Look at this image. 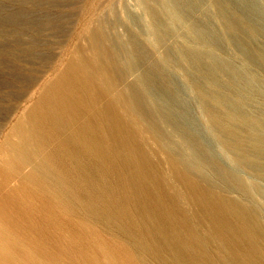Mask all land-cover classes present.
Segmentation results:
<instances>
[{"label":"bare ground","instance_id":"obj_1","mask_svg":"<svg viewBox=\"0 0 264 264\" xmlns=\"http://www.w3.org/2000/svg\"><path fill=\"white\" fill-rule=\"evenodd\" d=\"M147 1L107 0L122 33L94 13L1 111L0 264H264V2ZM34 216L71 262L22 243Z\"/></svg>","mask_w":264,"mask_h":264},{"label":"rangeland","instance_id":"obj_2","mask_svg":"<svg viewBox=\"0 0 264 264\" xmlns=\"http://www.w3.org/2000/svg\"><path fill=\"white\" fill-rule=\"evenodd\" d=\"M105 1H106V3H105ZM116 1H117V2H115L116 5H118L119 3L125 2L127 5L130 6V10H132L131 12L134 11L133 13H135L136 16H138L141 19L143 18V14H142L143 10L141 9L142 5L144 3L150 4V5L153 4V3H149L147 0H137L139 2V4L141 5V8H140L138 5H136V0H134V1L133 0H124V1L123 0H121V1L116 0ZM165 1L168 2L169 0H165ZM262 1L264 2V0H262ZM100 4H101V6H99ZM155 4H153V5L155 8H157V5H155ZM103 5H105V6L103 7ZM131 5L134 6V9ZM94 13H95V15L98 14V16L100 17L101 20L108 22V25H112L113 28H115L117 30V32L122 33V28L119 26V24H120V22L124 23L123 18L119 14H117V16H115L113 14V12H111L109 10L107 0H0V51H2V50L6 51V52L2 51L4 54L2 52H0V106H1L0 108H3L0 110V114L3 113L1 111L4 110V113L6 114V116L9 117L8 118L9 119L8 125H11L14 122V120L16 119V116L18 115V113H15L16 107L22 105V108H23L24 106L29 104V102L25 103V98H22V101L15 100L18 95L22 94L24 91H26L28 89L27 85H29L32 80L40 77L44 73L43 70H47L54 63L58 64V66L60 64V67H61L63 65V63L65 62V59L67 58L68 53L70 52V50L73 48L74 45L79 44L78 46H80L82 48H85V46H87V37H86L85 27L87 25L91 26L90 20L92 18H94V16H93ZM48 17H49V19H48ZM43 18L47 19V21ZM30 19L32 21H35V23L36 22L37 23L34 24V22H32ZM38 19H40V20L38 21ZM43 20H44V22L41 23ZM52 21H54V22H52ZM38 22H39V25L41 27L44 25L43 26L44 30H42L43 27L41 28L38 25ZM23 23H24V25H23ZM49 23L52 25L50 26ZM53 23L55 25H57L58 27L54 26ZM25 25L27 26L26 28H28V29L25 28ZM29 25H32V26H29ZM48 26H50L51 29H53L52 32H51V29H49L50 27H48ZM52 26H53V28H52ZM33 28H35V31ZM45 28L48 29V31ZM25 29H26V31H25ZM44 31H46V32H44ZM25 32H26V34H25ZM37 33L40 36L37 35ZM179 34H180V36H179ZM181 34H182V31L176 29V35L181 37V36H183V34L182 35ZM82 36L83 37L85 36V37L83 38ZM58 38H59V40H58ZM83 40H85V41H83ZM26 41H27V43H26ZM178 41L180 43L182 42V40L180 38H178ZM40 42H41V44H40ZM42 42L44 44H42ZM177 42H175L174 44L176 45ZM35 43H37V44H35ZM63 43H65L64 46H63ZM30 44L31 45L33 44L34 46L33 45L31 46ZM28 45H30V46H28ZM50 45H53L54 47H52ZM177 45H179V44H177ZM37 46H39V47H37ZM25 47H27V48H25ZM34 47H35V49H34ZM50 47H52V48L50 49ZM230 47L231 46H228L225 43H222V44L220 43V46H219L220 50H218L219 51L218 53H220L219 55L224 56L223 58H225L227 61L230 60L231 62L232 61L234 62L235 57H231V55L232 54L235 55V51L232 49V47L231 48ZM6 48H7V50H6ZM16 49H17V51H16ZM19 49H20V51H18ZM22 49H23V51H21ZM8 50H10L9 53H8ZM30 50L33 53H31ZM228 50H230V51H228ZM19 52H20V54H19ZM60 53L62 56L59 55ZM41 54L42 55L44 54V55L42 56ZM228 55L230 56L231 59L230 58L227 59ZM36 56L38 58L41 56L40 57L41 61L40 60L38 61V58ZM84 56H86L88 58L89 62L93 66H96V61L93 58V56L85 55V54H84ZM30 57H32V58H30ZM45 60L48 62V64H50V66L46 64ZM49 60L51 62H49ZM234 63L237 64L236 61ZM44 64L46 66H49V67H46ZM36 71H37V73H36ZM41 71H43V72H41ZM38 74H39V76H38ZM16 75H17V77H16ZM35 75H37V76H35ZM13 76H14V78H13ZM34 76H35V78H34ZM17 78L21 79V81L18 82ZM13 80L15 81V83L13 82ZM11 81H12V84H11ZM21 82H22V84H21ZM25 84L27 86L26 89H25ZM22 85H24V86L22 87ZM21 90L22 91L24 90V91L22 92ZM22 95H24V93ZM261 102L264 103V101L257 99L256 103H254V105L255 104L256 105H259V104L262 105ZM248 107L253 108L252 105H250ZM6 108L7 109L10 108L9 109L10 111H8L7 113H6V110H7ZM12 112L14 114L9 116V113H12ZM182 201L185 203V200H182ZM181 204L183 205V208H185L188 211V215H191V213H192V211H190L191 209L187 205L185 207V205L183 203H181ZM32 221H34L37 225L36 224L34 225V223ZM31 222L33 224L30 223L31 225L28 224L27 226L24 225L26 223H24V222H23L24 224L22 223V229H23V226H25L24 227L25 229H23L25 231L23 232V230H22V232H23L22 233V243H30L29 242L30 239H31L30 245H34L35 242H37V243H35V245L40 243L39 245H36L34 247L32 246L33 252L34 251L37 252L35 254L36 257H38V255H40V254H41L40 256H42V253H43V256H45V257H43V258L41 257V260H46L47 262H50L52 259L56 258L57 255L59 256L60 252H62L60 256L61 257L64 256L63 250H61V247L63 248L67 245H69L70 248L67 246L69 250L68 249H65V250H67L68 252L71 251L70 253L72 254V250L75 247L74 243L64 244V246L60 247L59 243L61 245L63 244V241H61L62 238H58L57 234L54 235L52 231L48 232L46 230V227L42 224V222H40L38 217L34 216L33 219H31ZM26 227H29V228L26 229ZM65 227L66 226H64V228ZM97 227L99 228V230ZM102 227L103 226L101 225V223L96 224L95 228H97V230H96L97 234L100 237H102V239L105 243L104 245H106V246L109 245L108 247L111 249L113 248L111 246H114L115 253L118 254V255L116 254L118 256L117 258H119V256H121L125 253L124 252L125 249L127 251H129V249H127L128 247L126 246V244L122 241L126 246V247H124L125 249L123 251V254L120 253V252H122L123 249H121V251H120V249L117 248V250H119L117 252V250L115 248V244H113V243H116L119 245V243H120V241L118 242L119 239L116 240V238H114V239L109 238L111 236H108L107 233H105V232L102 233V230H101ZM65 230H67V231L70 230L71 233L73 232L70 228H66ZM111 230L113 232L114 229L111 228ZM70 232L68 231V234ZM48 235H50V236H48ZM43 236H45V237H43ZM47 238H49V239H47ZM59 239H61V240H59ZM112 240L113 241L116 240L117 242L116 241L111 242ZM33 241H35V242L33 243ZM55 241H57V242H55ZM108 242H110V244H108ZM210 242H211V245H210L209 250L213 251L212 243H215V242H214L212 237L210 238ZM41 243L43 245L45 244L46 246L45 245L43 246ZM52 243H54V245ZM39 246H43L42 247V249L44 248L43 251L47 250V252L46 251L42 252L41 247H39ZM37 247L39 249H36ZM58 247H60V248L58 249ZM67 247H65V248H67ZM34 248L36 250H34ZM45 248H47V249H45ZM52 248H54V249H52ZM51 249L53 251L52 254L49 253L51 251ZM55 251L57 254L55 253ZM47 254L50 258H48ZM40 256L38 258H40ZM66 256L68 257V254L65 255L64 258L62 257L63 260L67 259L68 262H71V260L68 259ZM146 262H148V260H146Z\"/></svg>","mask_w":264,"mask_h":264}]
</instances>
